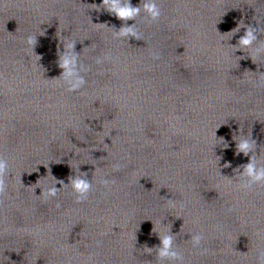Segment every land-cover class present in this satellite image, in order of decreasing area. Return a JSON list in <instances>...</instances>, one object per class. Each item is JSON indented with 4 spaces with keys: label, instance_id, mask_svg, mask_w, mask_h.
Segmentation results:
<instances>
[{
    "label": "clouds",
    "instance_id": "1",
    "mask_svg": "<svg viewBox=\"0 0 264 264\" xmlns=\"http://www.w3.org/2000/svg\"><path fill=\"white\" fill-rule=\"evenodd\" d=\"M0 2H2V0H0ZM90 6L92 9L98 12L103 9L124 22L123 26L118 30H116L114 27H112V29L114 30L113 34L116 38L127 40L129 38L143 40V35L136 26V19L141 15L142 12L144 13L145 21L148 23L157 22L162 16V10L159 6L158 0H141L138 6H133L131 0H102L99 5L91 4ZM130 20L135 21V23L129 26L127 22ZM244 27H246L244 35L239 38L237 45L234 46L236 51L238 49L242 51L244 49H252L256 56L264 55V41L258 39V33L264 34V24H261L260 21L257 22V26L255 27L251 25H238V27L232 31H235L236 33ZM258 41H260V43H257ZM37 42V35L29 34L25 37V43L32 50H34ZM61 43L63 45V51L60 52L58 50L57 61L59 68L62 69L59 79L62 80L67 92H79L87 83L85 79V73H87L89 69L81 62L80 53L75 51L77 41L66 38L65 40L61 41ZM151 56L153 60L161 59V53L159 51H152ZM96 63H102V60L97 58ZM259 86L264 87V73H262ZM220 140H222L225 148L228 147L227 143L223 141V138H220ZM234 140L236 141V155H240L242 153L247 157L250 153L252 154L249 162L240 166V168L243 170L240 171L237 169V172L241 178L240 187L246 190H252L254 186H264V163H258V156L255 154V140L251 138V134L243 135V138ZM230 166V163H226L224 165V167ZM120 167L121 166L119 164L113 165L115 171H119ZM8 170L9 162L3 154H0V198H2L7 191L5 178ZM49 172L52 175L51 168H49ZM87 177V172L80 171V175H70L68 177V183H65L63 179H57L53 176L55 183L46 189H41V193L38 196H43L45 200L55 198L62 188L70 184L73 192L75 193L76 202H83L87 199L89 193L92 190V183ZM102 183L110 190L111 184H113L114 181L103 180ZM57 184H60L61 187L57 188ZM168 201L171 202V199H168ZM56 206L60 207L61 205L59 202H57ZM231 210L232 209H229V211ZM158 236L160 244L155 248L158 261H167L168 264H184L183 254L175 246V235L172 234L171 229H169L168 232L164 234H158ZM203 239L204 236L202 233L192 235L191 240L193 247L199 248ZM257 264H264V251L259 253Z\"/></svg>",
    "mask_w": 264,
    "mask_h": 264
}]
</instances>
